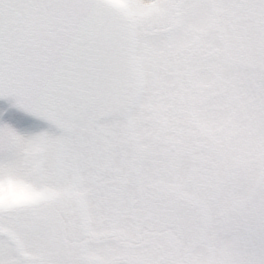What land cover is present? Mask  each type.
I'll return each mask as SVG.
<instances>
[{
    "label": "snow or ice",
    "instance_id": "6c2138e0",
    "mask_svg": "<svg viewBox=\"0 0 264 264\" xmlns=\"http://www.w3.org/2000/svg\"><path fill=\"white\" fill-rule=\"evenodd\" d=\"M0 264H264V0H0Z\"/></svg>",
    "mask_w": 264,
    "mask_h": 264
}]
</instances>
